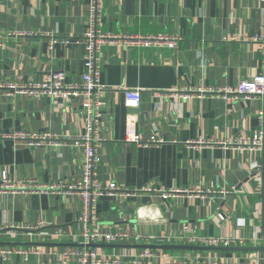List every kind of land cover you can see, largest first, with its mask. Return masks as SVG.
Segmentation results:
<instances>
[{"label": "crops", "instance_id": "0c3cea01", "mask_svg": "<svg viewBox=\"0 0 264 264\" xmlns=\"http://www.w3.org/2000/svg\"><path fill=\"white\" fill-rule=\"evenodd\" d=\"M86 15L87 0H0V28L15 33L0 40V84L41 80L50 71L77 82ZM101 31L179 40L172 48L101 47L104 140L97 178L135 194L122 202L97 199L92 226L112 231L120 223L129 236L96 249L133 257L146 248L153 252L120 264H264V143H237L264 129L258 119L264 99L178 97L186 90L235 86L264 71V0H104ZM125 89H139L138 106L125 104ZM85 122L79 97L0 92V181L3 173L14 183L77 179L83 155L74 140ZM18 131L68 139L28 147L6 138ZM153 136L163 142L145 146ZM171 189L185 192L162 196ZM81 212L78 196L0 189V246L30 251L26 258L0 255V264H78L64 253L81 240ZM40 222L46 225L26 228ZM56 230L63 235L55 237ZM190 235L232 242L190 243Z\"/></svg>", "mask_w": 264, "mask_h": 264}, {"label": "built area", "instance_id": "2783aa9c", "mask_svg": "<svg viewBox=\"0 0 264 264\" xmlns=\"http://www.w3.org/2000/svg\"><path fill=\"white\" fill-rule=\"evenodd\" d=\"M103 1L87 0V15L85 22V31L81 39L84 50L83 71L77 82H66V75L63 71H50L41 80H31L20 83L0 84V92L9 94L12 92L23 93L35 99L45 96L49 97H79L81 111L84 113L86 122L82 134L74 140V145L79 148L83 155L81 174L74 181L58 179L46 185L37 184L34 180L25 179L19 183H14L2 174L0 189H7L12 193H44L53 196H78L82 202V212L79 216V222L82 225L80 232L81 240L73 248L64 253L66 259H73L78 264H120L127 258H132L134 262L140 261L143 257H149L153 254L150 249H143L134 257L127 254L104 253L97 250L96 247L105 244L121 243L128 238L127 228L120 224H113V230H100L92 226L95 220V208L97 199L101 196H110L122 202L126 197L134 195V191L118 186L114 182L102 185L97 178V167L100 163L99 148L104 137L101 134V113H102V92L104 85L101 83V65L100 52L103 45H164L172 48L176 45L179 37L173 35H119L113 33H104L101 31L103 22ZM15 33L5 31L0 28V40L11 37ZM256 39V38H254ZM56 40H52L50 47ZM124 102L129 107H136L140 102L139 89H125ZM221 94L223 98L234 97L249 100L253 98L264 99V71L248 78L242 79L235 86H225L219 89H192L178 94L179 98L186 99L190 96L202 97L204 94ZM258 119L264 123V110L259 111ZM6 138L20 141L28 147H38L41 145L59 146L68 137L59 138L50 133H37L32 131H18ZM133 142L141 143L137 135H133ZM163 140L155 136L143 144L158 145ZM237 143L250 148L260 147L264 143V129L252 134L251 137H240ZM198 144H206L199 140ZM261 192L264 197V166L262 170ZM152 190V189H145ZM161 191V190H160ZM185 192L181 189H171L161 191L163 197L175 193ZM222 193L226 191H220ZM223 219V215H219ZM46 224L43 222L35 226L26 227L27 229H39ZM11 229L14 227H10ZM188 230V227H184ZM55 237H60L63 233L56 230ZM190 243H203L207 245H229L232 240L227 237H196L190 235L187 237ZM241 240V239H239ZM264 241V240H263ZM264 246V245H263ZM13 252L23 255L25 258L30 252L26 249H8L0 246V255L4 258ZM264 255V254H263ZM250 264H256L250 262Z\"/></svg>", "mask_w": 264, "mask_h": 264}, {"label": "water", "instance_id": "95a60500", "mask_svg": "<svg viewBox=\"0 0 264 264\" xmlns=\"http://www.w3.org/2000/svg\"><path fill=\"white\" fill-rule=\"evenodd\" d=\"M150 247V246H149Z\"/></svg>", "mask_w": 264, "mask_h": 264}]
</instances>
